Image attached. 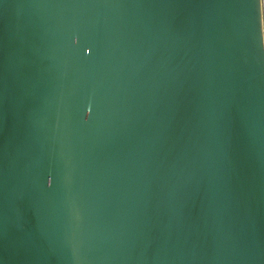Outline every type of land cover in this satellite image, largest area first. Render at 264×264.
I'll return each mask as SVG.
<instances>
[{
    "label": "water",
    "instance_id": "water-1",
    "mask_svg": "<svg viewBox=\"0 0 264 264\" xmlns=\"http://www.w3.org/2000/svg\"><path fill=\"white\" fill-rule=\"evenodd\" d=\"M0 264H264L261 0H0Z\"/></svg>",
    "mask_w": 264,
    "mask_h": 264
},
{
    "label": "built area",
    "instance_id": "built-area-1",
    "mask_svg": "<svg viewBox=\"0 0 264 264\" xmlns=\"http://www.w3.org/2000/svg\"><path fill=\"white\" fill-rule=\"evenodd\" d=\"M262 7V31H263V43H264V0H261Z\"/></svg>",
    "mask_w": 264,
    "mask_h": 264
}]
</instances>
